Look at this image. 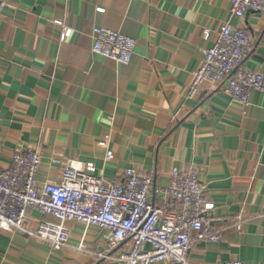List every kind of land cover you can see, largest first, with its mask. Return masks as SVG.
<instances>
[{
	"label": "crops",
	"instance_id": "obj_1",
	"mask_svg": "<svg viewBox=\"0 0 264 264\" xmlns=\"http://www.w3.org/2000/svg\"><path fill=\"white\" fill-rule=\"evenodd\" d=\"M4 1L0 168L12 166L16 150H34L41 185L82 162L116 185L135 168L159 188L170 187L174 169L195 168L214 204L208 227L221 240L197 241L190 264H264V93L253 91L245 108L205 82L188 97L227 22L249 32L252 51L242 64L264 75V16L233 17V0ZM96 27L137 42L130 64L93 54ZM43 221L58 222L31 208L23 231L0 229V264H120L98 256L105 230L68 222L70 241L54 250L36 236Z\"/></svg>",
	"mask_w": 264,
	"mask_h": 264
},
{
	"label": "built area",
	"instance_id": "obj_2",
	"mask_svg": "<svg viewBox=\"0 0 264 264\" xmlns=\"http://www.w3.org/2000/svg\"><path fill=\"white\" fill-rule=\"evenodd\" d=\"M7 7L0 0V17ZM231 12L238 19L249 13L264 16V0H233ZM70 34L64 28L65 37ZM204 38L210 40L212 32L205 30ZM93 39V54L118 64H130L136 53L137 42L120 32L96 27ZM251 51L249 32L230 22L224 24L193 74L189 99L207 82L220 84L233 102L250 107L252 92L264 93V75L242 64ZM112 159L109 152L106 161ZM41 164L39 152L19 149L12 166L0 168L1 230L23 231L28 211L37 208L43 216L58 221H43L36 230V236L54 250L68 245L66 224L77 222L105 230L106 250L98 256L120 264H190L189 255L197 241L221 240L220 233L208 227L214 204L195 168L186 172L174 169L170 187L159 188L152 176L135 168H127L124 184L116 185L99 177L94 164L70 162L63 167L60 182L41 185L37 179ZM227 264L244 263L232 260Z\"/></svg>",
	"mask_w": 264,
	"mask_h": 264
}]
</instances>
